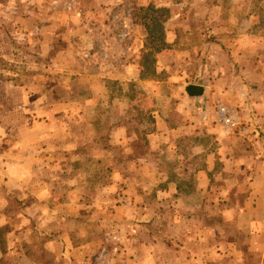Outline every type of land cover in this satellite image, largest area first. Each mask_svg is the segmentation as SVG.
I'll use <instances>...</instances> for the list:
<instances>
[{
  "label": "rangeland",
  "instance_id": "1",
  "mask_svg": "<svg viewBox=\"0 0 264 264\" xmlns=\"http://www.w3.org/2000/svg\"><path fill=\"white\" fill-rule=\"evenodd\" d=\"M140 1L145 0H0V161L10 155L12 146L27 143L37 146L32 154L43 162L41 166L54 165L60 153L56 145L85 139L106 145V131L121 121L140 132L141 147L143 132L151 128L149 109L163 104L161 96L177 105L179 96L185 95V82L207 85L211 78L203 73L215 77L211 74L215 65L222 68L234 58L238 61L239 57L219 49L224 43L214 41L215 32L220 27L236 35L244 30L242 21L236 20L243 8L264 18V0H251L246 6L242 0H157L139 5ZM217 1L224 4L225 17L211 22V15L219 13L213 7ZM149 6L167 11L154 22L143 18ZM166 31L177 37L157 52ZM158 53L164 54L159 66L166 67L156 76L157 82L113 81L103 89V73L114 74L116 67L138 55H147L144 76L151 77ZM252 54L256 57L249 52L248 59ZM117 107L125 111L124 117H116ZM245 126L249 129L240 121L238 129ZM256 130L236 140L264 164V132ZM94 143L84 150L91 155L84 159L87 164L81 157L75 159L70 179L69 166L63 167L58 191L61 199H68L75 184L72 175L79 174L77 197L90 207L66 225L75 242H90L87 264H264V175L257 176L264 165H259V158L241 165L242 172L247 170L255 180L248 182L236 172L241 189L235 187L230 195H218L214 201L209 198L210 205L207 198H195L196 212L182 207L183 201L180 207L176 198L148 196L136 212L109 214L96 206L101 204L96 187L107 181L108 171L96 163ZM2 184L0 179L1 207L11 221L23 226L19 202ZM254 190L256 194L248 197ZM244 207L248 211L242 213L239 209ZM191 216L195 221L186 222ZM48 237L33 231L23 248L28 257L37 259L36 264H52V255L42 245Z\"/></svg>",
  "mask_w": 264,
  "mask_h": 264
},
{
  "label": "crops",
  "instance_id": "2",
  "mask_svg": "<svg viewBox=\"0 0 264 264\" xmlns=\"http://www.w3.org/2000/svg\"><path fill=\"white\" fill-rule=\"evenodd\" d=\"M151 2L157 4V0H145L140 1L139 5H151ZM241 2L246 6L251 0ZM213 7L219 13L211 15L210 21L223 20L225 15L221 11L226 10L224 4L217 1ZM244 9L243 14L235 19L241 20L245 29L236 35L231 34L230 28L219 26L214 40L222 41L224 46L219 49L224 50L227 55L239 57L238 61L234 58L222 68L215 65L216 70H211L215 77L203 73L204 78L211 80L207 85L198 83L205 88L202 95L179 96L181 101L177 105L170 104L171 98L161 96L163 104L149 109L151 128L143 132L141 147L140 132L121 121L111 124L106 131V145L100 146L93 140L86 139L82 142L56 145L55 149H60V153L55 157L57 161L54 165L45 162L46 166H41L43 162H39L33 155L37 146L24 143L9 148L10 155L0 161V179L7 193L19 202V212L22 213L24 224L18 226L11 221L12 218L0 203V227L8 225L11 228L7 234L6 251H0V261L5 264H36L37 259L28 257L23 251L34 231L41 238L49 236L42 245L52 255V264H87L90 242H75L66 225L67 220L81 217V213L85 214L90 207L85 201H81V196L77 197L75 185L80 179L79 174L72 175L75 184L69 188L68 199H61L58 191L59 181L63 179L60 176L63 175V167L69 166L70 179L73 169L70 167L76 163L75 159L81 157L82 163L87 164L86 158L91 155L84 150L93 143L95 145L92 150L98 159L96 163L103 164L108 171L107 181L96 187L97 200H100L98 203L101 202L96 206L103 213L120 214L128 210L136 212L142 208L148 196H156L158 199L176 198L180 207L183 201L182 207L189 212H196L198 210L194 201L198 200L195 198H207L206 204L210 205V199L214 201L212 198L218 195L228 196L235 187L241 189L239 173L245 175L244 179L248 182L250 179L255 180L256 177L251 178L250 172H242L241 169V165L251 162L254 156L242 149L243 144L236 139H241L243 135L248 138V133L257 132L256 128L260 133L264 132V22L258 27L264 18L261 19L257 12ZM231 18L234 19V16L231 15ZM252 25H256L254 29ZM165 35L164 41L168 48L177 36L171 31H166ZM144 51L142 53H146ZM249 52L255 53L256 57L253 58L252 54L248 59L250 56L246 54ZM144 55H138L125 65L116 67L114 74L103 73V89L107 84H114L116 81L120 85H128L131 81L140 84L157 82L156 76L166 67L159 66L163 62L164 54L158 53L155 60H152L151 77L144 76ZM202 71L205 72L206 69ZM152 96L155 97V94ZM219 105L231 108L237 105L239 121L249 124V129L245 126L242 131L237 128L227 130L218 118ZM114 111L117 118L121 114L124 117L125 111L120 107ZM142 148L143 151H139ZM258 158L259 165H264L260 157ZM167 166L172 168L168 169ZM259 175L262 177L264 172L257 176ZM250 187L255 188L251 183ZM255 194L254 190L247 196ZM239 210L245 213L248 208ZM194 221L195 216L186 219L188 223Z\"/></svg>",
  "mask_w": 264,
  "mask_h": 264
},
{
  "label": "trees",
  "instance_id": "3",
  "mask_svg": "<svg viewBox=\"0 0 264 264\" xmlns=\"http://www.w3.org/2000/svg\"><path fill=\"white\" fill-rule=\"evenodd\" d=\"M167 11L165 8L156 9L153 6H149L148 9L145 10L143 18L144 19H152V21H157V18L160 15H163V12ZM151 13V14H150ZM161 13V14H160ZM153 14V15H152ZM144 26L146 27L147 33L150 35L149 24L144 22ZM166 43L162 40L161 45L156 49L157 52L164 49L166 47ZM143 60H147V55L143 57ZM10 232V228L8 225H4L0 227V251L5 252L7 248V234Z\"/></svg>",
  "mask_w": 264,
  "mask_h": 264
},
{
  "label": "built area",
  "instance_id": "4",
  "mask_svg": "<svg viewBox=\"0 0 264 264\" xmlns=\"http://www.w3.org/2000/svg\"><path fill=\"white\" fill-rule=\"evenodd\" d=\"M220 123L228 130L238 129L240 127L239 117L234 108L227 105H219L217 108Z\"/></svg>",
  "mask_w": 264,
  "mask_h": 264
},
{
  "label": "water",
  "instance_id": "5",
  "mask_svg": "<svg viewBox=\"0 0 264 264\" xmlns=\"http://www.w3.org/2000/svg\"><path fill=\"white\" fill-rule=\"evenodd\" d=\"M183 90L186 95L190 96H199L202 95L205 91V88L201 85L196 84H187L183 87Z\"/></svg>",
  "mask_w": 264,
  "mask_h": 264
}]
</instances>
